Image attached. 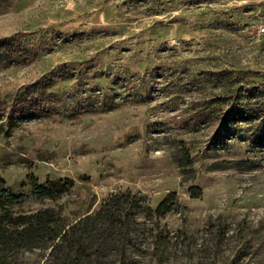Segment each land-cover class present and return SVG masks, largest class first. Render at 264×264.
<instances>
[{"label":"rangeland","instance_id":"obj_1","mask_svg":"<svg viewBox=\"0 0 264 264\" xmlns=\"http://www.w3.org/2000/svg\"><path fill=\"white\" fill-rule=\"evenodd\" d=\"M263 28L264 0L0 1L4 200L72 223L115 193L153 209L177 193L162 224L184 235L163 264H264ZM26 104L37 109L15 111ZM58 179L74 186L38 196ZM150 228L129 264H160ZM50 252L15 264H50Z\"/></svg>","mask_w":264,"mask_h":264},{"label":"trees","instance_id":"obj_2","mask_svg":"<svg viewBox=\"0 0 264 264\" xmlns=\"http://www.w3.org/2000/svg\"><path fill=\"white\" fill-rule=\"evenodd\" d=\"M3 49L8 54L11 51L7 45ZM261 101L264 103V99ZM35 108L37 106L34 104H26L15 111L28 114ZM260 119V138L264 140V107ZM226 121L227 117L224 118ZM180 159L182 173H192L188 151ZM73 186L72 181L62 179L47 181L38 186L37 193L41 198L56 199L58 194ZM189 193L192 198H199L202 190L192 186ZM7 194L11 196L8 189L0 192V264H15L20 253L37 249L51 251L50 264H92L110 258L111 264H129L132 253L140 251L134 240L150 227V255L163 264L184 235L183 232L173 234L166 224H162V219L168 213L181 207L177 193L168 194L156 209L146 203L144 196L131 190L115 193L103 202L96 213L72 223L55 207L41 208L29 214L16 213L4 200ZM219 237L221 242L225 236L220 233Z\"/></svg>","mask_w":264,"mask_h":264},{"label":"built area","instance_id":"obj_3","mask_svg":"<svg viewBox=\"0 0 264 264\" xmlns=\"http://www.w3.org/2000/svg\"><path fill=\"white\" fill-rule=\"evenodd\" d=\"M263 30H264V28H263Z\"/></svg>","mask_w":264,"mask_h":264}]
</instances>
